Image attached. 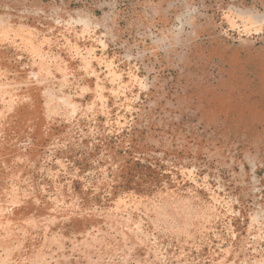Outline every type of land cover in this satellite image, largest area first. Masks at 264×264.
Segmentation results:
<instances>
[{"label":"rangeland","instance_id":"rangeland-1","mask_svg":"<svg viewBox=\"0 0 264 264\" xmlns=\"http://www.w3.org/2000/svg\"><path fill=\"white\" fill-rule=\"evenodd\" d=\"M0 264H264V0H0Z\"/></svg>","mask_w":264,"mask_h":264}]
</instances>
